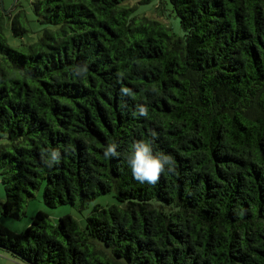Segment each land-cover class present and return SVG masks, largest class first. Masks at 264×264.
Masks as SVG:
<instances>
[{
  "label": "trees",
  "instance_id": "obj_1",
  "mask_svg": "<svg viewBox=\"0 0 264 264\" xmlns=\"http://www.w3.org/2000/svg\"><path fill=\"white\" fill-rule=\"evenodd\" d=\"M123 1L36 0L37 31L0 6V215L18 219L41 186L50 209L115 200L82 226L43 211L21 233L0 224V249L24 264H264V0L161 1L178 36ZM140 140L171 160L154 184L125 162Z\"/></svg>",
  "mask_w": 264,
  "mask_h": 264
},
{
  "label": "rangeland",
  "instance_id": "obj_2",
  "mask_svg": "<svg viewBox=\"0 0 264 264\" xmlns=\"http://www.w3.org/2000/svg\"><path fill=\"white\" fill-rule=\"evenodd\" d=\"M2 7L1 11L7 14L9 9L11 10V15H14L17 10L25 12L26 19L29 23H24V26L29 29V31H37L41 27L34 22L35 17L33 14L32 4L36 0H1ZM165 0H124L122 6L133 8L131 16L139 19L146 17L149 19H156L160 21L164 26L170 27L175 35H181V28L178 22V18L174 17L170 12L168 5H165L164 10H160V2ZM167 1V0H166ZM16 5V7H13ZM21 20V19H20ZM5 36L10 45L15 43V39L12 38L11 31L9 29L10 22H5ZM5 140L1 141L4 144ZM1 177V176H0ZM43 186L40 189L34 191L33 197L28 199L23 208V214L20 215L18 219L11 217H4L0 215V224L6 226L10 230L21 233L30 225V218L35 215L37 211H43L48 214L49 221L51 224H55L61 216L69 215L75 219L80 226L84 224L85 217L89 214L90 210L95 205H101L104 207H109L115 203V200L110 194L98 196L94 201L82 205L79 201H76L74 205H63L57 206L54 209L48 208L43 203L42 198ZM5 200V193L3 186L1 184L0 178V208L1 204ZM0 264H24L17 259L11 258L4 250L0 249Z\"/></svg>",
  "mask_w": 264,
  "mask_h": 264
},
{
  "label": "clouds",
  "instance_id": "obj_3",
  "mask_svg": "<svg viewBox=\"0 0 264 264\" xmlns=\"http://www.w3.org/2000/svg\"><path fill=\"white\" fill-rule=\"evenodd\" d=\"M87 71L86 66L79 69L78 74H83ZM127 92L128 90L125 89ZM141 113L146 110L141 108ZM117 145L110 143L104 150V158L116 157L120 155L116 151ZM57 159V153H52V162ZM125 162L131 170L132 176L141 183L147 182L154 184L158 175L165 170L166 165L171 164L170 158L163 154H155L153 152V144L150 140H140L133 143L132 151L125 157ZM171 171V168H169Z\"/></svg>",
  "mask_w": 264,
  "mask_h": 264
},
{
  "label": "water",
  "instance_id": "obj_4",
  "mask_svg": "<svg viewBox=\"0 0 264 264\" xmlns=\"http://www.w3.org/2000/svg\"><path fill=\"white\" fill-rule=\"evenodd\" d=\"M0 6L2 7V1H1V0H0ZM11 10H12V9H9L7 13H8V14H11ZM19 259H20V258H19Z\"/></svg>",
  "mask_w": 264,
  "mask_h": 264
}]
</instances>
